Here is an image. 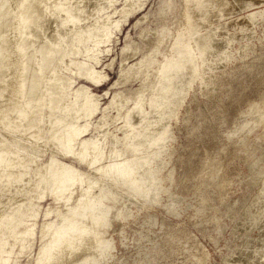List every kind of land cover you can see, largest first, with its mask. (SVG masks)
<instances>
[{
    "label": "rangeland",
    "instance_id": "1",
    "mask_svg": "<svg viewBox=\"0 0 264 264\" xmlns=\"http://www.w3.org/2000/svg\"><path fill=\"white\" fill-rule=\"evenodd\" d=\"M255 2L254 7L247 8L248 10L246 8L239 9L233 12V15L229 13V16L226 14L222 20L221 17L218 18L214 15V11H211V15L206 19L208 22L206 20L203 22L207 26L204 24L205 27L203 26L201 33L206 32L212 26L216 27L239 18L242 22L250 13L264 9V0H259V5H257L258 0ZM168 5L171 7L167 12L169 14L163 17V11ZM184 9L185 0H110L103 8L97 24L102 39L84 46V55L79 57L82 63L93 67L92 72L89 74V78L81 77L76 73L70 74L75 84L71 88H65L67 97L59 112V115L63 117L62 124L67 123L71 118L73 105L78 100L79 90L82 86L89 88L88 108L93 95L99 98V111L96 114L87 118L85 110L79 115L76 126L72 130L76 140L74 146L65 153L53 142L50 149L42 150L46 155L39 157L13 145L23 157L21 163H24L27 157H31L41 164L40 180L36 178L35 167L27 169L25 164L22 166L14 164L13 158L18 159L16 153L12 151L0 152V174L8 173L11 169L17 172L24 169L22 183L12 177H9L8 180L14 187L22 186L24 192L20 194L21 197L31 200L35 205L34 212H23V218H20L21 221L17 225L9 227L3 223L1 226L0 264H39L42 260L52 256V253L54 254L53 245L58 242L54 229L55 224L61 217L73 218L68 210V200L71 198L73 200L69 204L70 207L76 208L80 204L79 201H83L88 206L86 211L89 213L76 218L79 227L73 226L71 229L74 227L76 229L74 228L72 233L75 231V235L76 231H79V228H82L84 224L85 230L91 228L92 233L87 232V235L90 236H88L89 241L87 240L85 243L87 247L78 248V252L75 250L77 245L72 246L74 249L71 248L67 256L58 259L59 264H264V13L263 16H258L255 19L257 21L254 20L257 26L253 25L254 21L246 19L244 24L238 26L231 22L224 30L221 29L222 31L215 33V40L218 39L217 46L225 49V52L218 53L216 58L220 57V59L219 61L216 59L215 63L212 58L215 53L214 49L210 50V55L207 53L203 63L198 56L197 46L192 43L198 57L197 74L199 76L197 75L198 77L192 81L191 88L189 85L188 93H185L183 101L180 102L182 105L180 103L175 105L177 100H173L175 95L170 96L171 105L168 101L169 105L166 107H170H164L162 112H169L170 108L175 107L174 113H176L170 117H167V114L162 115V119L157 123L158 126L155 124L153 127H157L155 129L158 130L162 125V120H165L163 123L168 122L169 131L167 130L168 132L161 136L162 138H158L160 142L157 139V144H153L155 146L149 145V142L145 141L147 144L144 142L145 145L140 147L141 150L136 152V156L132 159L134 161L140 158V155L152 154L149 155L151 157L149 160L147 157L144 162L141 158L137 160L136 165H133L135 168L133 175L141 177L139 181L133 182L138 185L133 183L130 185L131 183L125 182L123 177L121 179L118 177L117 181H114L108 173L105 176L100 174L93 180L94 168L103 166L104 172L111 162L110 150L116 145L120 147V142L114 143L116 140L113 139V135H118L125 141V136L119 129L124 125L127 113L133 110L140 96L147 99L148 103L144 105L146 110H151L149 102L154 93L152 84H156L154 77L146 87L136 76L132 75L127 84L116 86L123 73L124 52L130 47L138 55L129 59L125 68L126 73L131 71L138 62L143 59L146 61L154 54L153 51L160 50V53L157 54L159 60H163L161 56L163 53L167 52L169 56V43L172 38H165L164 43L157 47L158 36L162 34V29L166 26L170 29L179 26L183 19ZM250 22L252 23L250 24ZM68 25L72 26L73 23L69 22ZM245 25L248 27L246 28ZM242 29H246L247 32ZM250 29L252 30L250 31ZM233 41H237L238 44ZM20 62L21 56L17 53L14 64L9 66L11 73L2 84L3 88L0 89V138L11 143L10 137H14L34 148H40V144L45 140L51 142L52 135L47 133L46 137L40 138L38 134L41 129L32 128L29 125L31 112L24 102L23 90H21L23 83L20 78L22 69ZM209 62L213 65L210 68H208ZM72 65H76L74 60ZM68 67H70L69 62ZM133 70L137 72L136 69ZM190 71L191 73L188 72L186 76L180 77L184 78L188 75L190 77L193 74L192 70ZM146 74L147 70L143 69L140 77H144ZM202 76L208 77L210 81L203 82ZM211 87L215 89H211ZM120 93L127 95L122 99V101H127V104L121 112L118 111L116 105V100H118L116 96ZM178 96L180 97L179 93L176 94V98ZM253 106L257 109L253 110ZM48 112L47 106L42 113L47 130L46 115ZM154 112L150 115L146 114L145 121H152L156 117V112ZM137 113L140 114L139 111L132 112L130 120L135 122V127L143 130L142 127L139 128L140 124L141 126L143 124L142 121L140 122L142 113L140 115ZM169 128H172L173 132ZM65 132L67 133V130H64ZM153 133H156V130H153ZM170 133L172 137H170ZM101 134L107 136V147L104 148L105 158L100 165L94 163L98 155L92 143ZM29 135L31 137H28ZM151 137L152 135H148L146 138ZM167 139L168 141H166ZM85 141H90L89 153L92 154H90L89 158L91 159L88 158L87 164H83L80 160ZM161 142L163 144H159ZM162 146L167 150H163ZM152 148L153 150L150 151ZM158 150L160 151L158 152ZM52 157L58 159L63 166L71 167L75 171H67L61 166L56 168L55 186L51 191L50 169L46 170L44 167L50 168ZM139 160L140 162H138ZM147 160L149 164L146 163ZM144 163L146 165H143ZM150 167L151 169H149ZM136 170L139 174L136 173ZM146 170L148 171L146 172ZM154 175L156 176L154 177ZM144 176L146 177L144 178ZM42 178L46 183L43 192L40 191ZM103 178L107 181H104ZM153 178L155 179L153 180ZM99 180L103 184L101 185L102 189L95 184ZM121 180L123 181L121 182ZM0 182H3L1 178ZM113 185L115 186L113 187ZM32 186L37 188L36 193L41 195L39 200H33ZM127 187L129 193L134 191L133 194L130 193L131 196ZM118 193L119 195H117ZM13 195V191L2 194L0 203H3V200H9ZM110 196H113L112 199ZM110 215L112 216L109 218ZM98 220L101 221L98 223ZM92 224H97L99 227ZM106 224L107 226H105ZM101 228L105 229L104 232L101 231ZM94 231L99 232V237L94 234ZM97 245H100L101 249ZM103 246L104 248H102ZM70 251L74 254H71ZM82 251H84L82 256L87 253L88 259L86 256L80 257ZM64 252L67 253L65 250ZM65 257L68 259L65 260ZM56 260L54 259L53 262Z\"/></svg>",
    "mask_w": 264,
    "mask_h": 264
},
{
    "label": "bare ground",
    "instance_id": "2",
    "mask_svg": "<svg viewBox=\"0 0 264 264\" xmlns=\"http://www.w3.org/2000/svg\"><path fill=\"white\" fill-rule=\"evenodd\" d=\"M109 1L110 0H0V89L3 88L2 84L7 80V78L9 77V75L11 73V71L9 70V66L14 64L15 56L17 55V53H19L21 56L20 65L22 67V69L20 71V73H21L20 78H21V81L23 83V85H22L23 87H21V90H23L24 102L30 108V112H31L29 125L32 128L35 127V128L41 129V131H39L40 134H38V137H40V138L46 137L47 133L52 135L51 142L49 140H45L44 142H42L40 144V146H39L40 148H34L33 146H30L29 144H27V143H25V142H23L17 138H14V137H12V138L10 137L11 143L7 142L4 138H0V152H11L12 151V152L16 153L18 155V159L13 158L14 164L16 166H19V165L22 166L23 164H25V167L27 169L31 168L32 166L35 167L36 168V178L38 180H40V173L42 170L41 164L39 162H36L35 160H33V158H31V157H27V159L24 161V163H21L23 157L21 154H19V151L17 150V148H15L13 145H15L16 147H19L21 149L27 150L32 154L38 155L39 157H43L46 155V153L43 152L42 150H44L45 148L50 149L51 143L54 142L57 144V146L60 149H62L65 153H67L68 149L72 148L74 146V144L76 143V140L74 139L73 134H72V130L76 126L77 119H78L79 115L82 114L83 112H85V110H86V112H85L86 116H87V118H89V117H92L94 114H96L99 111V103H98L99 98L95 97L94 95L91 98L92 101H91L90 107L89 108L87 107V104L90 100L88 97L90 94L89 88H87L86 86H82V87H80V90L78 89L79 90L78 100L73 105V111L71 114V118L67 121V123L62 124L63 117L59 115V112L62 110V105L65 102L66 97H67V93H66L65 88L66 87L71 88L75 84V82L71 79L70 74L76 73L81 77L89 78V74L92 72L93 67L82 63L80 61L79 57L84 55V52H85V51H83L84 46H87L89 43L93 44V43L99 42L102 39L101 34L99 32V27L97 24H98L99 14L101 12H103V8L105 6H107ZM255 1L254 0H185V9L183 12V19L179 23V26L175 27L174 29H170L169 27L166 26L162 29V34H160V36H158V43L156 44L157 47L160 46V44L164 43L165 38L166 39H167V37H169V39H170V37L172 38V41L169 43V50H168V51H170L169 56L167 55V52L163 53V55H161L163 57L162 58L163 60H159L157 58V54L160 53V50H158L157 52L153 51L154 54L151 53L152 55L146 61L144 59L142 61L140 60L141 62H138L137 64H135L133 66V69H136L137 72L133 69H131V71H129L128 73H126V71H125L126 65L129 63V59L130 58L132 59V57L137 55L132 48H130V47L127 48V50L124 52V58H123V73H122L120 80L116 83V86H123L124 84H127L129 77L132 75V76H136V78L141 83H143V86L146 87V85H148L152 82L153 77H154L156 84L155 83L152 84V86H154L153 87L154 93H153V96L149 102V107L151 108V110L150 109L148 111L146 110L144 105L148 103L147 99L144 96H140L138 98L137 102L135 103L133 110L130 111L129 113H127L124 125L119 129V131H122L123 135L125 136V139H124L125 141H123L120 138V136L113 135V139L116 140V141L113 140L114 143L120 142L119 143L120 147H117V145H116L115 147H112V149L110 150L111 162H110V165L107 166V168L104 172L102 170L103 166H101L100 168H97V167L94 168L93 180L98 178V175L104 174V176H105V174H107V173L109 175H111V178L114 181H117L118 177H120V179L123 177L125 182L131 183L130 185H132L133 182H137L140 180L141 177L139 178V177H136L133 175V170L135 169L133 165H136L137 160L141 159V158L144 160V162L146 161L145 159H147V157L149 160V157H150L149 155H152V154H149L148 156L147 155L146 156L140 155V158L137 157L138 159H135L134 161L132 159L136 156V152L141 150L140 147H143V144L145 141L149 142V145H153L156 143V141L159 137L163 136L164 134H166L169 131L167 128L168 122L163 123L165 120L164 121L162 120V125L159 124V125H161V127L158 128V130L155 129L157 127H155V128H153V127L155 124L157 125L158 121H160L162 119L161 118L162 115L164 116L167 114L166 116L170 117L171 115L176 113V112L174 113L175 107L170 108L169 112L168 111L162 112V110H164V107L169 105L170 96L175 95V98L173 97V100L174 99L175 100L177 99V100L176 101L174 100L175 103H174V101H173V103L175 105H179V103L181 101H183V97H185L184 95H186L185 93L187 92L189 85L192 83L193 80H195L199 76L197 74V72H198V63H197L198 57H197V53L193 49L192 43H194L197 46L198 56H199V58H201L202 62L205 61V56L207 55V53L209 54L211 49L215 50V53L214 52H213L214 54L212 53L214 55V57L212 56V58H214L213 62L216 59H218V61H219L220 57L219 58H216V57H218V53L225 52V49L219 48L217 46L218 39L215 40L216 39L215 33H217L218 31H222L221 29L224 30L228 24L229 25L231 24V22H233L235 25L238 24V26H239L244 21H246V19L254 21L258 16L259 17L263 16L264 9L257 11V12L250 13L244 19V21L242 20V22L239 20L240 19L239 18L238 20H234V21H231L229 23L219 24L216 27H213L212 25H210V26H212V28L208 29L206 32L203 31L204 33H201V29L204 28L205 26H207L205 23H204L205 24V26H204L203 22L206 19H208L209 15H211V13H210L211 11H214V15L218 18L221 17V20H222V17L224 18L225 17L224 15H226V14H227V16H229L230 15L229 13L232 14L233 12H235L239 9L243 10L245 8L250 9V7H252V6L254 7V5L256 4ZM257 5H259V0H258ZM169 9H171V7L168 5L165 8V10L163 11V17L167 14ZM226 9H228V10H226ZM218 20H220V19H218ZM255 21H257V20H255ZM69 22H72L73 25L69 26L68 25ZM215 22H217V21H215ZM251 23L252 22H250V24ZM212 24H213V22H212ZM250 24H248V26H250ZM253 25L255 26L256 22L253 23ZM75 26H77V27H75ZM248 26H246V28ZM237 28H240V27H237ZM242 30L246 31V29H242ZM251 30L252 29H250V31ZM250 35H251V33H250ZM246 39H248V38H246ZM235 40H236V38H235ZM221 42H222V39H221ZM221 42H220V44H221ZM233 42L237 43V41H233ZM248 42H250V41H248ZM226 43H227V41H226ZM167 45H168V43H167ZM230 46H231V43L229 45V48H230ZM221 47H222V45H221ZM224 47H226L225 44H224ZM248 52H250V51H248ZM241 53H243V52H241ZM237 54H239V53H237ZM231 55H233V54L231 53ZM73 60L76 63L75 66L72 65ZM68 62H69L70 67H68ZM211 62H212V60H211ZM215 62H217V60ZM221 63H222V61H221ZM206 64H207V62H206ZM208 65H209V67L207 66L208 68L213 66L212 64H210V62ZM219 65H220V63H219ZM201 66H202V64H201ZM222 66H223V63H222ZM216 67H218V66L216 65ZM73 68H75V69H73ZM189 68H190V70H192L193 74L190 77H189V75L187 77H185L188 72L191 73ZM143 69L147 70V74L144 77H140ZM204 69H206V68H204ZM212 69H213V67H212ZM215 71H216V69H215ZM203 72H204V70H203ZM183 75H185L184 78H181L180 76H183ZM202 80H203V82H209L210 81V79H208V77L205 78L203 76H202ZM207 84H205V85H207ZM190 88H191V85H190ZM211 89H215V88L211 87ZM178 93H179L180 97L178 96V98H176V94L178 95ZM126 96L127 95H125V93H120L119 95L116 96V98H118V100H116V105L118 107V111H120V112L123 111V109L125 108V106L127 104V101H122L123 97L126 98ZM47 99H48V103H47ZM171 99H172V97H171ZM170 105H171V102H170ZM47 106L49 108V112L46 115V125H47L48 130L45 129V124H44L43 114H42L45 111ZM168 107H170V106H168ZM168 107H166V108H168ZM259 108H258V110H259ZM255 109H257V107H254L253 110H255ZM134 111H139L140 114L142 113V115H141L142 118L140 116H139V118H141L140 122L142 121L143 124H142V126L140 124L139 128L142 127L143 130H139L137 127H135L134 126L135 122H132L130 120V114H132V112H134ZM153 111L156 112V113L154 112L156 117L153 116L155 118H153L152 121H150V120L145 121L144 116L146 114L150 115V113L153 114L152 113ZM263 112H264V110H263ZM137 114H139V113H137ZM131 116H133V115H131ZM135 116H136V114H135ZM157 116H158V118H157ZM173 117H175V116H173ZM256 120H258V119H256ZM134 121H136V120H134ZM257 123L260 124L259 122H257ZM262 123H263V118H262ZM137 125H139V124H137ZM244 128H245V126H244ZM64 130H67V133L66 132L64 133ZM153 130H156V133H153ZM237 134H239V133H237ZM148 135L149 136L152 135V137L147 139L146 137ZM170 135H171V133H170ZM167 136H169V135L167 134ZM7 137H8V135H7ZM28 137H31V136L29 135ZM170 137H172V135ZM106 140H107V136L101 134L99 136V138L97 140H94L92 143L94 145V149L97 150L96 153L98 155L97 160L94 162L95 164L101 165L102 161L105 158L104 148L107 147L106 146ZM164 140H163V142H164ZM166 141H168V139ZM124 142H126V144H124ZM158 142H160V140ZM90 144H91L90 141L84 142V147H83V150L81 151V154H80L81 155L80 160L83 164H87L88 158L91 154V152L89 153V148H90L89 145ZM159 144H163V143L161 142ZM155 145H153V146H155ZM164 145H165V143H164ZM162 147H164V146H162ZM151 150H153V148L150 149V151ZM163 150H165V147ZM163 150H162V152H163ZM142 151H145V150H142ZM159 151L160 150H158V152ZM160 155H162V154H160ZM93 156H92V158H93ZM90 159L91 158H89V160ZM148 160L146 163L149 162ZM158 161H159V159H158ZM138 162H140V160ZM141 162H142V160H141ZM143 165H146V164L144 163ZM59 166H61L63 169H65L67 171H72V172L75 171V169H73L71 167L63 166V164L58 159H56L55 157H52V162H51V165L49 166L50 168L44 167L46 170L50 169V180L49 181H50L51 191H52L53 186H55V184H54L55 175H56L55 169L58 168ZM150 166H152V165H150ZM158 166H160V165H158ZM136 168H138V167L136 166ZM143 169H144V167H143ZM147 169H148V167H147ZM149 169H151V167ZM147 171L148 170H146V172ZM22 173H25L24 169L21 172H17L15 170L11 169L8 173L2 172L0 174V178H1V180H3V182H0V197L2 196V194L9 192V191H13V193H14V195L11 196L9 198V200H7V201L3 200V203H0V231H1V226H3V223L5 226H9V227L17 225L21 221L20 218H23V212L24 211H30V212L35 211L34 203L27 198L21 197V195H20L21 193L24 192V188L20 185L17 187H14V185L11 184L10 181L8 180L9 177H12L14 179H18V181L20 183H22L24 181V179L22 177ZM136 173H138V171ZM150 173H152V172H150ZM152 174H149V175H152ZM155 176L156 175H154V177ZM145 177L146 176H144V178ZM154 179L155 178H153V180ZM103 180H104V178H103ZM146 180H148V179H146ZM122 181L123 180H121V182ZM158 183H159V180H158ZM95 184L99 185L102 189L101 185H103V184L101 183V180L97 181V183L95 182ZM123 184H124V182H123ZM145 184H147V183H145ZM152 184H153V182H152ZM136 185H138V184H136ZM155 185H156V183H155ZM158 185H160V184H158ZM114 186L115 185H113V187ZM149 187H150V185H149ZM40 188H41V190H40L41 192H43L46 188V183H45L44 178L41 179V187ZM117 189H119V188H117ZM131 189H132V187H131ZM137 189H138V187H137ZM145 189H147V188H145ZM36 190H37V188H35L34 186L31 187V194H32L33 200H39L41 198V195H38V193H36ZM110 190H112V189H110ZM110 190H109V192H110ZM127 190L129 193L128 187H127ZM127 190L125 188V191H127ZM102 191H104V190H102ZM115 191H116V188H115ZM139 191H140V189H139ZM150 192H151V190H150ZM103 193H105V192H103ZM130 193L133 194L134 191H132ZM130 193H129V195H130ZM154 193H156V192H154ZM117 195H119V193ZM123 195H125V194H123ZM136 195H135V197H136ZM132 196H134V195H132ZM149 196H151L150 193H149ZM155 196L157 197L158 194ZM112 197H111V199H112ZM144 197H145V195H144ZM122 198H123V196H122ZM119 199H118V201H119ZM136 199H138V198L136 197ZM139 199L142 200L140 197H139ZM148 199H150V198H148ZM71 200H73V199L71 198L70 200H68V210H69L70 215L73 216V218H70V217L59 218V220L57 221V223L54 226L56 235L58 237V242L53 245L54 254L52 253V256L48 257L45 260H42L39 264H51V263L59 264L60 261L58 259H61V258H64V256H67V254L69 253L68 251L71 248H72V250L74 249L72 246L75 247L77 245V247L75 248V250H77L78 248L85 247L87 245V244L85 245V243H87V240L89 241V239H88L89 234L87 235V232L89 231L91 234L92 233V230H90L91 228H89L88 230H85V224H84V226H82V228L81 227L79 228V231H76L77 233L75 235H74L75 231H74V233H72L73 229L75 227L73 229H71V228L75 225L77 226V228L79 227V223L78 222L76 223V218L78 216H81L82 214L88 213L86 211V207H88V206L86 204H84L83 201L82 202L79 201L80 204L78 207H76V208L70 207L69 204H70ZM101 200H100V202H101ZM145 200H147V199L145 198ZM107 201H108V199H107ZM104 202H105V200H104ZM143 202H145V201L143 200ZM146 202H148V200ZM112 204H115V203H112ZM93 207H94V205H93ZM91 212H92V210H91ZM91 212H90V215H91ZM94 214H96V213H94ZM94 214H92V215H94ZM100 214H102V213H100ZM103 215L104 214H102V216ZM111 216L112 215H110L109 218ZM98 217L101 218L100 216H98ZM82 218H84V217H82ZM91 218H92V216H91ZM101 220H98V223ZM106 220H108V219H106ZM96 221H97V218H96ZM81 222H82V220H81ZM104 222H105V220H104ZM104 222H103V224H105ZM100 223H102V222H100ZM106 223H107V221H106ZM97 224L96 225L92 224V225L97 226ZM143 224H145V223H143ZM90 225H91V223H90ZM105 226H107V224ZM97 227H99V226H97ZM108 227L107 228L105 227V229H108ZM104 230H102V228H101V231L104 232ZM94 234L98 237L100 235L98 231H94ZM97 246H99V249H101L100 245H97ZM96 248H98V247H96ZM102 248H104V246ZM90 249H92V248H90ZM64 250L67 251V253H65ZM84 251L81 252L80 257L86 256L87 253L84 256H82L83 255L82 253ZM98 252H97V254H98ZM70 253L74 254V253H72V251H70ZM91 255H93V254L91 253ZM56 258H57V260H56ZM78 258H79V256H78ZM86 258H87V256H86ZM54 259L56 260L55 262H53ZM67 259L68 258H66L65 260H67ZM69 259H70V256H69ZM76 261L78 262V260H76Z\"/></svg>",
    "mask_w": 264,
    "mask_h": 264
}]
</instances>
